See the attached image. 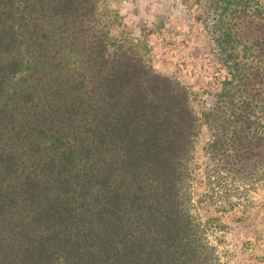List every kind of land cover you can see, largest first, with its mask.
<instances>
[{
	"label": "trees",
	"instance_id": "16d2710c",
	"mask_svg": "<svg viewBox=\"0 0 264 264\" xmlns=\"http://www.w3.org/2000/svg\"><path fill=\"white\" fill-rule=\"evenodd\" d=\"M207 2L228 75L201 108L115 0H0V264H216L194 151L205 127L211 205L264 181V7Z\"/></svg>",
	"mask_w": 264,
	"mask_h": 264
},
{
	"label": "rangeland",
	"instance_id": "374dc122",
	"mask_svg": "<svg viewBox=\"0 0 264 264\" xmlns=\"http://www.w3.org/2000/svg\"><path fill=\"white\" fill-rule=\"evenodd\" d=\"M264 7V0H257ZM207 0H115L121 26L115 31L126 39L145 40L154 65L164 74L179 78L199 95L198 105L208 107L206 98L219 93L227 70L219 59L214 41V16L206 12ZM205 127L196 142L192 176L193 205L207 225L206 239L216 264H264V181L256 182L222 175L220 192L225 199L202 198L206 180L203 147L208 141Z\"/></svg>",
	"mask_w": 264,
	"mask_h": 264
}]
</instances>
